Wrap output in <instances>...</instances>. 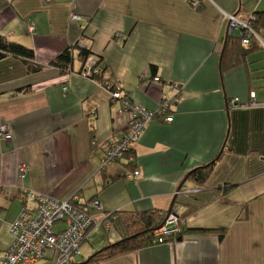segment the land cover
I'll list each match as a JSON object with an SVG mask.
<instances>
[{"label": "crops", "instance_id": "1", "mask_svg": "<svg viewBox=\"0 0 264 264\" xmlns=\"http://www.w3.org/2000/svg\"><path fill=\"white\" fill-rule=\"evenodd\" d=\"M201 1L196 8L192 0H0V35L34 51L33 62L0 61V125L13 134L0 142V258L12 245L10 224L35 207L27 200L34 192L59 202L76 196L96 222L73 264L126 237L127 214L172 208L182 229L224 230V238L185 233L101 264H264V95L259 100L247 66L235 64L236 48L225 51L227 16L264 12V0L247 7ZM77 44L102 60L109 84L149 111L162 96H176L171 86L181 87L179 101L146 124L132 165L102 168L109 140L125 133L122 103L78 74L77 51L75 72L62 75L51 65ZM25 87L28 93L14 94ZM222 152L205 187L178 195L188 173ZM22 164L29 167L24 177ZM136 169L140 177L129 181Z\"/></svg>", "mask_w": 264, "mask_h": 264}, {"label": "built area", "instance_id": "2", "mask_svg": "<svg viewBox=\"0 0 264 264\" xmlns=\"http://www.w3.org/2000/svg\"><path fill=\"white\" fill-rule=\"evenodd\" d=\"M43 1L50 3L53 0ZM192 5L197 8L202 5V1L192 0ZM227 18L229 20L228 35H234L235 32H238V37L244 46L249 47L256 43L264 50V38L260 31L253 27L256 18L254 15L245 19H240L234 15H228ZM73 20H81V17L74 16ZM95 65L96 61L90 59L84 67V75L96 74L98 71ZM152 81L161 83V79L158 77L153 78ZM171 87L176 91V96L173 99H169L165 95L162 96L160 108L157 111H149L135 104L120 90L113 89L111 84L104 87L110 96V102L120 101L122 103L123 109L120 113L128 116V122L121 139L109 140V149L103 157L102 168L125 160V155L134 150V146L143 133L146 124L164 116L171 104L179 101L181 87L179 85ZM64 91L67 92L68 89L64 88ZM251 97L253 99L252 105H257L254 100V93L251 94ZM232 103L236 107L239 106L238 99ZM164 120L166 123L173 122L172 117H165ZM12 139L13 134L9 126L0 125V142H9ZM128 161L134 162V156L131 155ZM28 169L27 164H22L19 167L20 177H24ZM140 175V171L136 169L127 175V179L135 181ZM27 200L33 203L35 207L33 209L24 208L17 219L10 224L9 233L13 241L10 248L0 258L1 264H34L41 260L49 261L51 264H73L82 256L83 246L90 240L96 222L78 205L76 196L68 201L59 202L46 195L28 192ZM93 205L97 207L100 206V203L95 201ZM182 225L183 221L174 208L164 224L154 230L155 244L176 242L177 237L182 232ZM105 227L107 230L112 228L109 223Z\"/></svg>", "mask_w": 264, "mask_h": 264}, {"label": "trees", "instance_id": "3", "mask_svg": "<svg viewBox=\"0 0 264 264\" xmlns=\"http://www.w3.org/2000/svg\"><path fill=\"white\" fill-rule=\"evenodd\" d=\"M254 15L255 21L253 22V27L257 31L264 30V12H255ZM243 47L242 40L238 36L228 35L226 39V47L225 51L228 53L229 49L238 47ZM247 47V46H246ZM259 45L253 43L251 46L245 48L243 50L242 56L245 57L246 55L254 52L257 49H260ZM231 50V49H230ZM78 52V58L82 62V68L78 71V74L84 75V67L88 63L90 59H94L96 61L95 68L97 69V73L93 74L92 76H85L89 79L97 81L103 87H106L109 84V81L105 79V74L107 72L106 69L101 67L102 60L100 58L95 57L90 50L75 45L74 47H70L62 52L53 62L52 66L57 68L62 75L71 74L74 71V62L75 56L74 53ZM8 56L19 57L27 62H33L34 60V51L24 45H21L16 42L10 41L7 37L0 35V61L6 59ZM30 67L34 68L31 64ZM37 69V68H35ZM33 69V71L35 70ZM37 71V70H35ZM113 89H117L116 85H112ZM30 91L29 87L18 89L14 92V94L20 93H28ZM224 152L220 153L213 161L202 165L194 170H192L188 175L185 177L184 181L182 182L179 193L180 194H194L197 193L198 190L205 187L207 182L209 181L211 175L213 174L218 162L221 160ZM134 156V150L130 151L127 155H125L124 159L128 161L130 156ZM132 162H130V165ZM189 187L195 189L194 192H187ZM234 186H230L225 189V192L228 190L233 189ZM174 210L172 208L170 211L167 212H159L155 210L147 211V212H140V213H131L127 214L125 217V223L128 228V235L124 237L122 240L105 247L104 249L96 252L93 257L89 259L87 264H101L107 260L138 251L140 249H144L147 247L157 246L160 244H155V238L153 236V232L155 229L159 228L162 224H164L165 220L167 219L168 215ZM185 233H192V234H218L220 239L224 238V230H206V229H182L181 234L177 237V240L182 238Z\"/></svg>", "mask_w": 264, "mask_h": 264}, {"label": "rangeland", "instance_id": "4", "mask_svg": "<svg viewBox=\"0 0 264 264\" xmlns=\"http://www.w3.org/2000/svg\"><path fill=\"white\" fill-rule=\"evenodd\" d=\"M254 2V3H253ZM256 2H259V0H241V4H243L244 7L252 6ZM264 7V4L261 6ZM262 8L259 9V11L262 10ZM261 36L264 38V30L262 29V32L260 31ZM233 36H238V32H235ZM247 48L243 45V47H238L236 50V61L235 64L240 66H247L250 76H251V83L256 88V90L259 92V100L260 98H263L264 95V50L263 49H257L254 52H251L250 54L246 55L244 58L246 60H242V53Z\"/></svg>", "mask_w": 264, "mask_h": 264}, {"label": "water", "instance_id": "5", "mask_svg": "<svg viewBox=\"0 0 264 264\" xmlns=\"http://www.w3.org/2000/svg\"><path fill=\"white\" fill-rule=\"evenodd\" d=\"M227 36H228V33H227ZM225 46H226V42H225ZM225 46H224V47H225Z\"/></svg>", "mask_w": 264, "mask_h": 264}]
</instances>
